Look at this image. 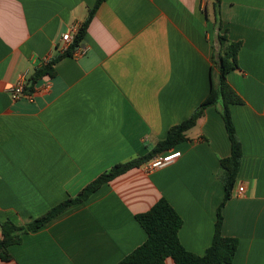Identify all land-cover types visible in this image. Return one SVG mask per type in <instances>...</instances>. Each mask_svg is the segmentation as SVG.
Masks as SVG:
<instances>
[{"label":"crops","instance_id":"obj_1","mask_svg":"<svg viewBox=\"0 0 264 264\" xmlns=\"http://www.w3.org/2000/svg\"><path fill=\"white\" fill-rule=\"evenodd\" d=\"M213 2L106 0L80 45L86 53L58 60L33 99L15 102L11 86L64 54L62 36L86 22L96 0H0V222L31 223L152 152L208 96L227 33L242 44L228 82L244 101L231 110L244 155L223 234L240 242L231 264H264V0H222V31ZM216 109L188 131L173 165L120 175L25 234L0 264H120L147 240L137 215L160 198L183 218V246L204 254L225 196L220 161L232 153Z\"/></svg>","mask_w":264,"mask_h":264},{"label":"trees","instance_id":"obj_2","mask_svg":"<svg viewBox=\"0 0 264 264\" xmlns=\"http://www.w3.org/2000/svg\"><path fill=\"white\" fill-rule=\"evenodd\" d=\"M105 1L96 0L88 19L80 26L79 32L75 35L69 49L63 55L49 60L48 63L30 76L26 85L27 93H33L38 83L46 76H54L56 62L65 56L73 55L80 47L87 35L91 20ZM221 2L222 0H214L213 2L215 23L218 24L220 31H222L220 20ZM218 45V50L214 54L218 75L214 74L213 67L211 70L212 86L210 92L188 119L168 130L166 138L160 141L152 152L127 163L115 165L111 170L99 175L88 184L79 195L69 197L54 208L52 207L44 216L25 225H17L10 220L0 222V260L8 262L13 259L10 249L14 245L20 244L25 234L39 231L49 221L59 217L71 206L86 202L96 191L120 175L141 167L160 154L173 149L177 150L178 146L188 140V131L197 126L199 120L204 116L205 110L215 106L225 122L232 153L220 161L222 171L220 179L225 189V196L218 208L212 245L208 246L202 255L189 252L183 246L179 235L184 222L183 218L166 198H160L148 212L137 215V221L144 228L147 240L120 264H167L169 258L173 259L176 264H231L235 260L240 242L234 237H227L223 234V224L225 223L223 209L227 201L233 196L236 180L241 169L242 156L244 155L231 110L232 106L243 105L244 101L229 84L228 75L239 68L238 54L242 44L241 42L231 41L227 33H220Z\"/></svg>","mask_w":264,"mask_h":264},{"label":"built area","instance_id":"obj_3","mask_svg":"<svg viewBox=\"0 0 264 264\" xmlns=\"http://www.w3.org/2000/svg\"><path fill=\"white\" fill-rule=\"evenodd\" d=\"M80 26L78 25H73L70 30L62 36V49L63 52L65 53L71 44L73 43L75 35L78 34ZM86 53L85 49L78 48L74 54L79 56V55H84ZM49 60L46 61L48 63ZM30 78V73L29 71L25 72L21 78L18 80V82L11 88H10V93L12 96L13 101L17 102L21 100L25 96H29L30 99H33V94L32 93H27L26 92V85H27V80ZM182 152L179 150H171L168 151L167 153L160 154L153 158L151 161L148 163H144L141 167H143L147 173H153L155 171L161 170L166 168L167 166L173 165L180 157H181ZM244 193V188H239L238 194L242 195Z\"/></svg>","mask_w":264,"mask_h":264},{"label":"rangeland","instance_id":"obj_4","mask_svg":"<svg viewBox=\"0 0 264 264\" xmlns=\"http://www.w3.org/2000/svg\"><path fill=\"white\" fill-rule=\"evenodd\" d=\"M215 74V73H214Z\"/></svg>","mask_w":264,"mask_h":264}]
</instances>
